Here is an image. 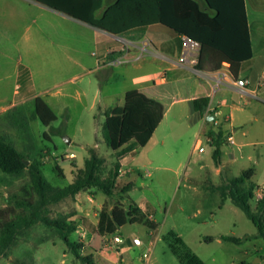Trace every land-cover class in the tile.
<instances>
[{"label":"rangeland","instance_id":"rangeland-1","mask_svg":"<svg viewBox=\"0 0 264 264\" xmlns=\"http://www.w3.org/2000/svg\"><path fill=\"white\" fill-rule=\"evenodd\" d=\"M196 1L203 10L211 12L203 0ZM5 2L7 0H0V4ZM111 4L112 0H104L96 16L100 18ZM45 13L24 17L29 26L25 39L14 13L0 11V135H9L26 155L28 165L39 162L45 178L63 188L72 183L77 170L84 167L90 149L106 158L108 167L115 163L114 152L103 133L104 108L122 106L125 91L143 86L134 83L133 78L155 70L156 64L143 58L99 71L103 61L102 51L96 45L95 30L72 18ZM102 76L109 81L101 82ZM65 79L72 80L61 83ZM39 92L55 102L52 109L58 119L49 126L38 118L32 119L34 103L26 100ZM23 100L26 102L21 106L3 110ZM259 103L261 120L249 128L248 138L241 133L236 137L239 144L248 143L240 148L239 144L222 145L220 166L213 158V147L206 141L203 143L205 152H193L196 140L193 121L174 123L172 117H168L153 141L136 154L133 171L121 177L122 184L134 185L127 196H107L91 189L51 205L52 216L67 214L77 223L78 229L70 239L85 245L82 254L86 256L90 255L87 241L99 248L110 236L98 232L93 238V228L86 222V215L99 221L102 208L109 214L114 209L127 211L129 204L137 205L144 200L148 213L140 210L139 214L146 216L154 228L158 225L154 235L148 234L149 227L142 222L127 223L120 229L124 236L138 235L145 240L140 256L146 252L150 257H140L139 264H181L186 256L183 248L176 245L177 237L203 264H239L242 261L264 264V239L258 236L254 223L231 199L223 205L219 189L244 171L254 169L251 179L256 186L253 206L257 190H264V137L259 132L264 131V102ZM14 112L30 118L26 129L13 126ZM167 132L170 135L162 148L157 141ZM233 150L234 158L231 157ZM217 168L222 172L218 173ZM31 194L28 170L23 176L15 177L0 169V208L14 206L16 197ZM218 233L238 237L242 242H205L206 236ZM155 239V246H149ZM0 264L87 263L75 256L54 227L37 223L21 232L7 255L0 257Z\"/></svg>","mask_w":264,"mask_h":264},{"label":"trees","instance_id":"trees-1","mask_svg":"<svg viewBox=\"0 0 264 264\" xmlns=\"http://www.w3.org/2000/svg\"><path fill=\"white\" fill-rule=\"evenodd\" d=\"M67 16L101 29L122 35L134 30H144L161 25L176 34L183 45L182 37H188L200 44L195 68L206 72H219L228 65L230 74L238 78L242 65L253 58V49L245 0H203L211 12L203 10L196 0H115L106 8L100 18L104 0H35ZM182 83H178L180 86ZM32 119H39L49 126L58 119L52 107L41 97L33 100ZM209 99L201 97L193 101L194 109L204 113ZM165 113L164 104L138 89L126 92L124 104L109 109L103 124L107 145L113 150L115 163L108 167L106 158L90 149L84 167L77 170L75 179L60 188L51 184L44 176L39 162L26 164V155L13 143L9 135H0V169L8 175L21 177L28 170L31 195L18 198L14 206L0 208V257L6 256L22 231L37 223L54 227L75 256L87 264H93V255L82 254L84 245L72 241L71 235L78 229L69 215L58 213L52 216L51 205L91 189H97L107 196H125L132 183L122 184L119 159L133 150L144 147L152 138ZM30 118L14 112L13 126L26 129ZM213 158L219 164L224 135L221 131H209ZM61 171L60 167H57ZM254 169L246 170L238 178L229 180L219 187L222 202L231 199L257 228V234L264 239V194L252 205L256 191L251 179ZM136 205H129L126 211L113 210L110 214L102 208L97 229L101 235H115L119 227L127 223L142 222L154 228L149 219L139 214ZM221 239L240 244L235 236L223 235ZM211 243L214 236L204 238ZM176 245L183 248L185 258L181 264H203L191 249L179 238ZM176 253L179 252L177 249ZM181 258V257H180ZM239 264H252L242 261Z\"/></svg>","mask_w":264,"mask_h":264},{"label":"crops","instance_id":"crops-1","mask_svg":"<svg viewBox=\"0 0 264 264\" xmlns=\"http://www.w3.org/2000/svg\"><path fill=\"white\" fill-rule=\"evenodd\" d=\"M245 1L253 58L242 65L238 78H234L230 74L228 65L224 66L219 72H206L196 69L195 63L192 61L187 60L182 63L181 58L184 54L190 52L182 45L180 38L176 34L161 25H154L144 30H134L126 34L115 35L76 20L95 30L96 45L102 51L101 58L103 61V64L99 66V71H106L116 65L140 61L143 58H146L147 62L156 64L155 70L133 78L134 83L143 85L137 88L139 91L158 99L165 106L164 117L156 128L152 138L146 146L140 148L147 147L153 141L159 127L168 117H172L174 123L180 121L179 123L183 124L187 123L188 120L193 121L192 127L195 129L196 136L193 152L196 151L198 146H203L204 141L213 147L208 135L210 130L221 131L224 135L222 145L230 147L239 144L236 138L238 133H241L246 138L249 137V128L254 127L261 120L259 101L264 102V85L259 86V83L264 80V0ZM114 2L115 0H112V3ZM0 11L9 15L14 13L17 17L18 27L23 31L22 37L25 39L27 38L25 34L29 30V26L24 21V17L30 14L39 13L45 15V12H54L60 16L71 18L35 0H7L5 4H0ZM239 78L245 79L247 85L240 87L237 84V79ZM71 80L65 79L61 83H67ZM108 81L109 79L105 76L101 77V82ZM178 83L182 84L178 86ZM126 92H124V97ZM38 96H41L51 107L55 104L54 101L49 100L45 94H41L40 92L31 94L26 100H34ZM201 97L209 99L208 107L204 113L196 111L193 105V101ZM26 100H23L21 103L14 102L3 110L7 111L11 107L21 106ZM110 108L112 107L105 106L106 114ZM262 130L259 132L264 137V131ZM169 135L170 132L165 133L157 141V145L163 148ZM228 136L234 137V144L228 141ZM247 143L239 144L238 147L240 148ZM140 148L119 159L122 171L125 172L122 176L133 171V166L136 162L135 156ZM233 154L234 150L231 152V157L234 158ZM222 155L223 152L221 157ZM221 164L220 158L218 166ZM217 172L221 173V168H217ZM256 194L257 199H259V196H263L264 190L259 189ZM227 201L228 199L224 203L222 202L223 205H226ZM136 206L142 212L148 213V207L144 203V200H141ZM86 218V222L92 228L97 226L98 221H94L87 215ZM124 226L119 227L117 230V233L122 236L124 235L120 233V229ZM157 228L158 225L153 229L149 227L148 234L153 236ZM97 233L98 230L93 229V238ZM223 235L221 233L212 235L215 237L213 242L222 243L224 240L221 239V236ZM124 237L126 241L118 246L117 251L105 250L103 248L104 242L97 248L95 245L91 246V242L87 241V249L90 250V254L94 257L93 264H139L140 257L143 259V255H140L143 252L142 247L145 245V240L141 238L142 245L137 246L133 245L132 238L139 237L138 235L127 234ZM156 241L157 239L150 241L149 246H155ZM141 264H149V262H142Z\"/></svg>","mask_w":264,"mask_h":264},{"label":"built area","instance_id":"built-area-1","mask_svg":"<svg viewBox=\"0 0 264 264\" xmlns=\"http://www.w3.org/2000/svg\"><path fill=\"white\" fill-rule=\"evenodd\" d=\"M182 42H183V46L190 53L184 54V56L181 58V62L183 63V62L188 60V61H192L193 63H196L200 44L198 42L191 40L188 37H185V36L182 37ZM237 84L240 87H244L245 85H247V81L243 78H239V79H237ZM262 85H264V80H262L259 83V86H262ZM227 139L231 144L235 143L234 137L228 136ZM196 150L198 152L202 153L205 151V148L203 146H198L196 148ZM71 156L74 157V155H71ZM147 173L149 175H151L150 171H147ZM123 174H125V172L122 171V169H121L120 175L122 176ZM258 198H262V196H259ZM125 241H126V238L124 236H122L121 234L117 233L115 235H112V236H109L108 238H106V240L104 241L103 248L105 250H108V251H114V250L117 251L118 246L125 243ZM132 243H133V245L140 246V245H142V239L140 237H133ZM149 256H150V253L145 252L143 254V258H149Z\"/></svg>","mask_w":264,"mask_h":264},{"label":"water","instance_id":"water-1","mask_svg":"<svg viewBox=\"0 0 264 264\" xmlns=\"http://www.w3.org/2000/svg\"><path fill=\"white\" fill-rule=\"evenodd\" d=\"M67 141H68V143H70V142H71V140H70V139H68ZM26 164L28 165V161H26Z\"/></svg>","mask_w":264,"mask_h":264}]
</instances>
